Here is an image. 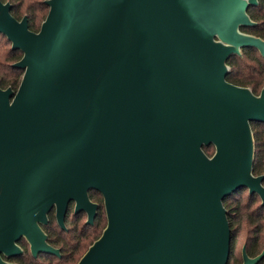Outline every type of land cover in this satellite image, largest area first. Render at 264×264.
<instances>
[{"label": "water", "instance_id": "water-1", "mask_svg": "<svg viewBox=\"0 0 264 264\" xmlns=\"http://www.w3.org/2000/svg\"><path fill=\"white\" fill-rule=\"evenodd\" d=\"M39 31L0 0V33L20 50L19 87H0V264L60 255L42 225L69 203L107 226L77 264H228L224 199L254 175L256 96L227 81L245 47L264 56L247 9L258 0H46ZM215 146L209 156L204 147ZM264 250L241 264H258Z\"/></svg>", "mask_w": 264, "mask_h": 264}, {"label": "trees", "instance_id": "trees-1", "mask_svg": "<svg viewBox=\"0 0 264 264\" xmlns=\"http://www.w3.org/2000/svg\"><path fill=\"white\" fill-rule=\"evenodd\" d=\"M3 1L12 3L11 12L16 18L20 19L24 11L28 15L30 29L36 32L39 31L49 12L46 0ZM248 14L256 22V25L250 28H242V30L264 39V0H259L258 5L249 7ZM0 36L6 37L1 33ZM9 42L11 43V41ZM3 55L6 60L0 58V87L7 88L10 86L16 90L20 85L24 70L14 66V63L22 58L23 53L20 50L12 49L11 46V48L4 50L2 55L0 53V56ZM227 64L230 66L227 75L229 82L250 87L256 94L260 92L264 86V57L258 49L246 48L242 55L230 57ZM252 130L255 143L253 172L255 175H261L264 174V125L252 123ZM204 150L209 156L213 155V145L204 147ZM244 190L246 188L240 189L224 199L231 226V251L228 264L242 263V260L235 255V248L237 240L243 232H245L244 246L249 256L259 255L264 248V205L261 204L257 194L248 193L247 197L244 198L242 195ZM91 195L94 198V195ZM103 207L102 205L94 224L87 225L88 231L86 233L78 231L77 219L69 221L67 224L69 231L60 229L57 227L53 214H51L50 222L44 226V230L48 234L49 243L61 249V257L44 254L39 258L43 257L47 261L45 264H77L107 226L106 222L103 223ZM26 251L25 264H38L35 262L37 259L30 254L28 248ZM263 261L258 264L263 263Z\"/></svg>", "mask_w": 264, "mask_h": 264}, {"label": "flooded vegetation", "instance_id": "flooded-vegetation-1", "mask_svg": "<svg viewBox=\"0 0 264 264\" xmlns=\"http://www.w3.org/2000/svg\"><path fill=\"white\" fill-rule=\"evenodd\" d=\"M259 4V0H258V3L257 4H255V5H250L249 7H251V6H256V5H258ZM248 7V8H249ZM247 12H248V9H247ZM26 15V14H25ZM28 16V15H27ZM19 19V18H18ZM28 21H29V18H28ZM256 25V24H255ZM254 25V26H255ZM250 27H253V26H247V27H242V28H250ZM242 28H241V31L243 32V33H247V34H251V33H248V32H245V31H243L242 30ZM253 35V34H252ZM254 36H256V35H254ZM258 37V36H257ZM261 38V37H260ZM246 48H250V47H245V48H243L242 50H241V53H239V54H233L232 56H234V55H242V53H243V50L244 49H246ZM252 48H255V47H252ZM257 49V48H256ZM259 51V50H258ZM260 52V51H259ZM261 53V52H260ZM262 54V53H261ZM231 56V57H232ZM263 56V55H262ZM264 57V56H263ZM230 58V57H229ZM228 61V60H227ZM228 65V64H227ZM228 68H229V71H230V66L228 65ZM229 71H228V73H229ZM228 75V74H227ZM226 79H227V76H226ZM228 81V80H227ZM229 82V81H228ZM231 83V82H230ZM233 84V83H232ZM234 85H236V84H234ZM237 86H240V85H237ZM241 87H245V86H241ZM246 88H249L251 91H252V89L250 88V87H246ZM264 89V86L262 87V89L260 90V92L258 93V94H256V93H254L253 91V94L254 95H256V96H260L261 95V93H262V90ZM252 123H254V124H259V125H264V123L263 122H256V121H253V122H251V127H252ZM253 131V130H252ZM254 136V135H253ZM255 144V143H254ZM254 173V172H253ZM255 175V174H254ZM261 175H263L264 176V174H261ZM256 176H258V175H256ZM263 185H264V179H263ZM247 189V188H246ZM248 190V192L250 193V191H249V189H247ZM91 194H93L94 195V198L92 197V195ZM251 194V193H250ZM253 194H257V193H253ZM258 195V194H257ZM259 196V195H258ZM89 198H90V200L93 202V203H96L97 204V213H96V216H95V218H94V220H93V223H88V213L86 212V211H80V212H76V203L74 202V201H71L70 203H69V206H68V210H67V213H66V216H65V226H66V228H62L59 224H58V222H57V218H56V210H55V208H53L50 212H49V214H48V222H47V224L50 222V217H51V214H53V216H54V218H55V222H56V224L58 225V227L60 228V229H62V230H66V231H69V229H68V226H67V224L69 223V221H71L70 220V212H71V208L73 207V214H74V216L72 217L73 219H77V216L79 215V213H85L86 215H87V220H86V222H85V226H87V225H92V224H94V222H95V220H96V218H97V216H98V214H99V211H100V209H101V207H102V205H104V198H103V195L99 192V191H97V190H90L89 191ZM101 198H103V201H101ZM259 198H260V200H261V204H262V199H261V197L259 196ZM263 205V204H262ZM104 207H105V205H104ZM77 222H78V220H77ZM47 224H45V225H47ZM45 225H42V228H43V230H44V226ZM45 231V230H44ZM46 233V232H45ZM47 234V233H46ZM25 237H22L18 242H17V244H18V246L22 249V253L20 254V255H17V256H14V257H7V256H4V255H2V257H3V259L5 260V261H8V262H13V263H17V264H25V255L27 254V251H26V249H27V247H25ZM27 240V239H26ZM28 241V240H27ZM47 241H48V234H47ZM49 242V241H48ZM49 244H51V243H49ZM52 245V244H51ZM53 246V245H52ZM55 247V246H54ZM55 248H58L59 250H60V255H56V254H51V253H39L37 256H34L33 254H32V252H31V248L29 249L28 248V250H29V252H30V254L34 257V258H38V257H40V255H44V254H46V255H49V254H51V255H55V256H57V257H61V249L59 248V247H55ZM28 256V255H27ZM22 258H23V260H22ZM28 258V257H27ZM262 260H264V258L262 259ZM261 260V261H262ZM30 262V261H29ZM27 264V263H26Z\"/></svg>", "mask_w": 264, "mask_h": 264}, {"label": "rangeland", "instance_id": "rangeland-1", "mask_svg": "<svg viewBox=\"0 0 264 264\" xmlns=\"http://www.w3.org/2000/svg\"><path fill=\"white\" fill-rule=\"evenodd\" d=\"M26 13L23 11V15L21 16V18L25 15ZM20 18V19H21ZM40 26V25H39ZM2 44H3V47H5V48H1V46H2ZM11 46H12V44L7 40V38L6 37H3V36H0V53H1V55H2V53L4 52V50H6V49H8V48H11ZM0 58L2 59V60H6V58H5V56L3 55V56H0ZM215 146H213V154H214V152H215ZM249 192H248V190L246 189V190H244L243 192H242V195L244 196V198H246L247 196V194H248ZM260 203V202H259ZM257 204V203H256ZM255 204V205H256ZM104 206V205H103ZM70 220L71 219H73L72 217L74 216V214H73V207L71 208V212H70ZM77 220H78V228H79V230L78 231H80V233H86L87 231H88V227L87 226H85V222H86V220H87V215L85 214V213H79V215L77 216ZM104 222H106L107 223V214H106V210H105V207H103V223ZM67 226H69V225H67ZM57 227H58V225H57ZM56 231V230H55ZM244 240H245V232H243V234L241 235V236H239V238H238V240H237V243H236V248H235V255H236V257H238V258H240L241 260H242V262H243V247H244ZM25 247H27V248H29L30 249V244H29V242L25 239ZM264 250V248L261 250V252ZM260 252V253H261ZM40 257H41V255H40ZM29 258V257H28ZM37 260L35 261L36 263H38V264H45V263H47V261L45 260V259H43V257L42 258H36ZM260 264H264V261H263V263L261 262Z\"/></svg>", "mask_w": 264, "mask_h": 264}]
</instances>
